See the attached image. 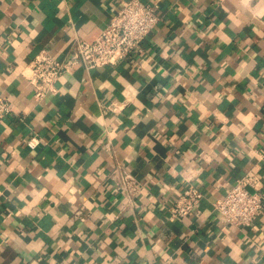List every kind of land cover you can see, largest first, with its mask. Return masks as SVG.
<instances>
[{
    "label": "crops",
    "instance_id": "0c3cea01",
    "mask_svg": "<svg viewBox=\"0 0 264 264\" xmlns=\"http://www.w3.org/2000/svg\"><path fill=\"white\" fill-rule=\"evenodd\" d=\"M123 1L0 0V264H264V209L237 226L214 205L264 181V0H144L161 19L140 51L38 98L29 62L94 39ZM190 183L204 196L175 218Z\"/></svg>",
    "mask_w": 264,
    "mask_h": 264
},
{
    "label": "built area",
    "instance_id": "2783aa9c",
    "mask_svg": "<svg viewBox=\"0 0 264 264\" xmlns=\"http://www.w3.org/2000/svg\"><path fill=\"white\" fill-rule=\"evenodd\" d=\"M160 19L161 15L152 3L144 0H124L120 8L112 14L106 27L94 39L76 37L69 54L63 58L43 49L26 66L24 75L35 86V95L38 98L44 97L48 92L56 91L59 77L64 72L73 70L78 64L87 67L104 66L117 63L140 51L142 41ZM10 110V100L0 93V120ZM28 143L35 146L37 141L31 138ZM119 175V185L129 194H137L144 188V183L130 171L124 170ZM203 196V190L190 183L169 203L171 215L184 218L192 214ZM214 205L227 223L237 226L250 224L264 209V181L261 175L251 171L237 178Z\"/></svg>",
    "mask_w": 264,
    "mask_h": 264
}]
</instances>
